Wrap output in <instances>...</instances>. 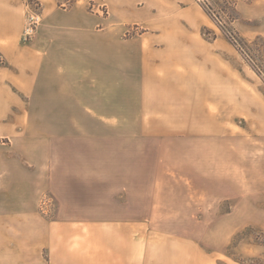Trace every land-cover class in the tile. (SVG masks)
Wrapping results in <instances>:
<instances>
[{"label": "crops", "instance_id": "0c3cea01", "mask_svg": "<svg viewBox=\"0 0 264 264\" xmlns=\"http://www.w3.org/2000/svg\"><path fill=\"white\" fill-rule=\"evenodd\" d=\"M35 1L43 21L25 43L29 0H0V264H148L128 228L173 217L156 214V188L180 169L176 135L151 124L197 123L179 138L201 142L208 117L222 121L211 106L263 113L264 100L220 53L207 64L218 39L188 33L189 0H100L106 15L91 0ZM192 150L181 169L205 182L206 150L184 160Z\"/></svg>", "mask_w": 264, "mask_h": 264}, {"label": "rangeland", "instance_id": "374dc122", "mask_svg": "<svg viewBox=\"0 0 264 264\" xmlns=\"http://www.w3.org/2000/svg\"><path fill=\"white\" fill-rule=\"evenodd\" d=\"M61 1L64 7H70L76 0ZM29 2L35 6L38 3ZM188 2V33L200 34L208 41L218 39L217 48L208 52L207 64L210 66L211 56L215 60L220 53L221 66L234 67L240 82L249 86L253 83L250 88H256V94L264 100V0H218L215 6L211 1L221 23L204 10L201 0ZM89 6L107 14L100 0H91ZM143 31L140 26L129 35ZM233 108L229 116L226 108L219 111L221 108L210 107L223 113L222 121H210L208 117L201 128L205 132L201 142L179 138L198 133L197 123L190 127L177 122L168 127L151 124L153 130L155 127L176 135L174 162L180 169L169 172L174 187L156 188L160 195L155 202L163 209L156 214L173 217L145 218L128 228L126 242L141 243L148 264H264V112L248 104L241 106L238 101ZM199 146L206 150L200 158L211 176L207 175L205 182L197 180L198 171L181 169L183 162H196L199 157L192 150L184 160L183 149ZM194 182L202 185H192ZM52 200L47 204L40 201V212L46 217L56 207Z\"/></svg>", "mask_w": 264, "mask_h": 264}, {"label": "built area", "instance_id": "2783aa9c", "mask_svg": "<svg viewBox=\"0 0 264 264\" xmlns=\"http://www.w3.org/2000/svg\"><path fill=\"white\" fill-rule=\"evenodd\" d=\"M39 3L32 5L28 2V11L25 18V26L22 36V41L25 43L31 42L36 35L37 29L43 21L41 12L38 10ZM53 198L46 194L42 198V204L51 203Z\"/></svg>", "mask_w": 264, "mask_h": 264}, {"label": "trees", "instance_id": "16d2710c", "mask_svg": "<svg viewBox=\"0 0 264 264\" xmlns=\"http://www.w3.org/2000/svg\"><path fill=\"white\" fill-rule=\"evenodd\" d=\"M211 1H213L214 6L216 5V2H218V0H201L200 5L204 8V10L212 17L214 18L218 23L222 22V19L218 16V14L215 11V8L210 4ZM223 12L225 13L226 11L223 10ZM142 33V32H139ZM130 33L128 32L127 35H129ZM233 35V34H232ZM230 39L236 43L237 42V38L233 35H229Z\"/></svg>", "mask_w": 264, "mask_h": 264}]
</instances>
